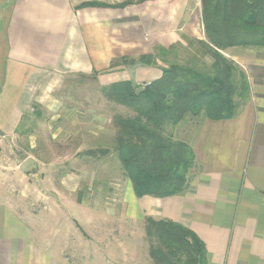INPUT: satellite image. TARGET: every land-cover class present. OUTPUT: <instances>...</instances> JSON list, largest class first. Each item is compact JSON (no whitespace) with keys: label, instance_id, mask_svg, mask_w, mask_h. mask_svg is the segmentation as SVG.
I'll list each match as a JSON object with an SVG mask.
<instances>
[{"label":"crops","instance_id":"1","mask_svg":"<svg viewBox=\"0 0 264 264\" xmlns=\"http://www.w3.org/2000/svg\"><path fill=\"white\" fill-rule=\"evenodd\" d=\"M131 1L0 0V134H14L30 107L51 96L59 80L101 73L112 61L136 54L140 45L117 39L118 33L120 39L130 38L118 22L133 17V5L81 7ZM142 6L148 9L142 15L155 17L157 24L168 15L171 31L207 43L204 34L197 35L203 28L200 0H154ZM221 54L245 74L247 102L234 119L201 117L191 130L180 131L179 141L195 157L182 193L134 198L143 217L195 234L204 245L205 264H264V48L233 47ZM119 68L124 73L130 66ZM137 69L146 71L150 82L161 75L159 68L138 64ZM27 225L0 200V264H67L68 234L34 232Z\"/></svg>","mask_w":264,"mask_h":264},{"label":"rangeland","instance_id":"2","mask_svg":"<svg viewBox=\"0 0 264 264\" xmlns=\"http://www.w3.org/2000/svg\"><path fill=\"white\" fill-rule=\"evenodd\" d=\"M149 2L131 1L133 17L118 22L130 37L120 39L118 33V41L140 45L132 58H118L101 73L59 80L51 96L30 107L14 134H0V200L34 232L68 234L69 250L63 252L67 264H153L145 234L148 218L140 214L113 149V119L131 113L108 101L102 89L130 82L142 90L150 80L146 71H138V64L161 72L172 65L189 67L193 61L210 71L214 61L202 42L171 31L168 15L159 18V24L155 17L142 15L148 11L142 5ZM199 29L197 35L203 36ZM142 57L152 58L150 64L140 63ZM121 66H130L129 71L122 73ZM197 120L187 116L178 127L168 126L167 134L178 141L180 131L191 130ZM28 158L37 163V173L19 171Z\"/></svg>","mask_w":264,"mask_h":264},{"label":"trees","instance_id":"3","mask_svg":"<svg viewBox=\"0 0 264 264\" xmlns=\"http://www.w3.org/2000/svg\"><path fill=\"white\" fill-rule=\"evenodd\" d=\"M200 1L207 42L202 45L211 51L212 70L200 69L192 61L189 67L161 69V75L139 93L140 88L130 82L102 89L108 101L131 113L114 117L113 149L136 199H163L185 190L195 157L187 144L167 134L168 126H178L187 116L234 119L249 89L242 70L221 53L233 47L264 48V0ZM130 4L86 3L81 7L123 9ZM151 60L142 57L140 63L148 65ZM145 234L153 264H205L204 245L181 225L148 218Z\"/></svg>","mask_w":264,"mask_h":264},{"label":"water","instance_id":"4","mask_svg":"<svg viewBox=\"0 0 264 264\" xmlns=\"http://www.w3.org/2000/svg\"><path fill=\"white\" fill-rule=\"evenodd\" d=\"M141 90L138 91V93ZM38 166L35 160L28 158L24 160L20 165H19V171L23 174H33L37 173Z\"/></svg>","mask_w":264,"mask_h":264}]
</instances>
